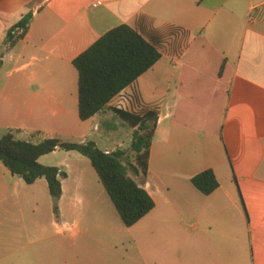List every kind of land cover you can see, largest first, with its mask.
Instances as JSON below:
<instances>
[{"label": "crops", "instance_id": "obj_1", "mask_svg": "<svg viewBox=\"0 0 264 264\" xmlns=\"http://www.w3.org/2000/svg\"><path fill=\"white\" fill-rule=\"evenodd\" d=\"M121 24L165 45L127 88L157 113L138 180L155 207L127 227L90 159L58 149L39 158L66 173L56 215L45 178L0 161V264H264V0H0V138L115 140L110 107L81 120L73 61ZM206 169L209 195L192 182Z\"/></svg>", "mask_w": 264, "mask_h": 264}, {"label": "trees", "instance_id": "obj_2", "mask_svg": "<svg viewBox=\"0 0 264 264\" xmlns=\"http://www.w3.org/2000/svg\"><path fill=\"white\" fill-rule=\"evenodd\" d=\"M33 19L29 11L7 33L5 44L13 48L23 39ZM162 42L148 40L137 29L121 24L109 30L84 52L73 64L79 73V116L88 120L109 107L111 118L104 120L103 127L111 133L116 122L126 123L134 129L130 149L135 162L127 152L116 150L107 153L96 142H66L57 138L44 139L38 143L16 139L12 132L0 138V161L11 171L33 184L45 178L49 185L56 215L62 196L61 178L66 176L58 167L45 166L39 162L42 155L58 149L77 151L90 159L93 167L119 212L123 223L130 227L155 207V201L138 181L148 172L151 142L157 126V113L144 111L136 90L131 93L132 109L118 111L109 104L123 89L133 86L140 76L153 67L163 55ZM196 188L206 195L218 189L220 183L212 169H206L192 178Z\"/></svg>", "mask_w": 264, "mask_h": 264}, {"label": "rangeland", "instance_id": "obj_3", "mask_svg": "<svg viewBox=\"0 0 264 264\" xmlns=\"http://www.w3.org/2000/svg\"><path fill=\"white\" fill-rule=\"evenodd\" d=\"M116 122V131H114V139H109L107 136H94V140H96L101 147L100 149H105V148H114L116 150H123L127 152L128 159L132 162H135V153L130 149L131 142H132V136H133V131L134 129L130 127L126 123H120ZM118 140L121 146L118 144Z\"/></svg>", "mask_w": 264, "mask_h": 264}, {"label": "built area", "instance_id": "obj_4", "mask_svg": "<svg viewBox=\"0 0 264 264\" xmlns=\"http://www.w3.org/2000/svg\"><path fill=\"white\" fill-rule=\"evenodd\" d=\"M118 111H130L132 109V96L128 89H123L109 104ZM110 153V151H106Z\"/></svg>", "mask_w": 264, "mask_h": 264}]
</instances>
